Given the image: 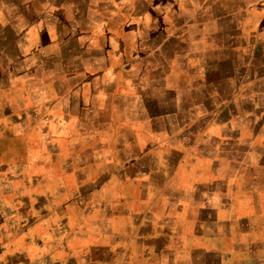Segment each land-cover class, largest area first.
I'll list each match as a JSON object with an SVG mask.
<instances>
[{
    "label": "crops",
    "instance_id": "crops-1",
    "mask_svg": "<svg viewBox=\"0 0 264 264\" xmlns=\"http://www.w3.org/2000/svg\"><path fill=\"white\" fill-rule=\"evenodd\" d=\"M254 3L0 0V264H264V104L196 99L197 28Z\"/></svg>",
    "mask_w": 264,
    "mask_h": 264
},
{
    "label": "rangeland",
    "instance_id": "rangeland-1",
    "mask_svg": "<svg viewBox=\"0 0 264 264\" xmlns=\"http://www.w3.org/2000/svg\"><path fill=\"white\" fill-rule=\"evenodd\" d=\"M251 1L255 4L254 0ZM258 1L264 6V0ZM247 9L245 20L242 14L238 16L242 25L240 34L233 27L232 12L227 17V14L221 16L222 19L213 17L214 19L204 24L207 27L199 25L197 28L198 64L203 72H208V75L198 78L199 86H202L200 83L203 82L204 87H198L197 101L211 100L214 95V100L230 104H235L240 98L249 100L254 97L264 104V14L249 10L248 7ZM223 17L228 22H224ZM211 32L213 36L208 35ZM227 68L230 74L227 77L222 76L226 74ZM233 109L236 110L237 105H234ZM245 109L247 112L251 111L248 105ZM13 128L12 123L2 126L6 139H0V148L3 149V156L0 154V166H5V170L10 169L6 176H3L6 180H30L31 173L28 170L22 171L20 165L29 164L26 162L29 158L25 156L31 146L26 135ZM8 160L10 162L6 163Z\"/></svg>",
    "mask_w": 264,
    "mask_h": 264
}]
</instances>
